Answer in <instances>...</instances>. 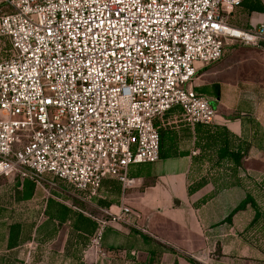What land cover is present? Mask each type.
<instances>
[{"label": "built area", "instance_id": "2783aa9c", "mask_svg": "<svg viewBox=\"0 0 264 264\" xmlns=\"http://www.w3.org/2000/svg\"><path fill=\"white\" fill-rule=\"evenodd\" d=\"M242 2L0 0V178L52 177L91 200L106 178L133 187L130 166L160 159L158 118L180 108L214 123L200 69L229 40L264 50V24L229 22ZM103 214L89 247L100 256L110 223L143 230L129 207Z\"/></svg>", "mask_w": 264, "mask_h": 264}, {"label": "crops", "instance_id": "0c3cea01", "mask_svg": "<svg viewBox=\"0 0 264 264\" xmlns=\"http://www.w3.org/2000/svg\"><path fill=\"white\" fill-rule=\"evenodd\" d=\"M254 7L264 0H244L229 21L259 27L264 11ZM232 53L251 61L250 73L243 65L232 84L219 82L211 65L195 81L214 108L220 99L227 118L192 124L180 108L158 118L160 159L130 166L133 187L106 178L91 200L64 180L1 177L0 264H264V99L246 93L264 89V53ZM239 149L249 180L235 184L225 176L234 167L228 155ZM247 197L252 203L236 212ZM123 207L141 213L143 230L110 223L100 256L89 249L97 220L103 209Z\"/></svg>", "mask_w": 264, "mask_h": 264}, {"label": "rangeland", "instance_id": "374dc122", "mask_svg": "<svg viewBox=\"0 0 264 264\" xmlns=\"http://www.w3.org/2000/svg\"><path fill=\"white\" fill-rule=\"evenodd\" d=\"M255 49L257 48L243 46L239 40H229V44L226 47L223 59L220 62L212 64L214 65L212 68V72L216 74L213 76L212 79L215 81L232 84V82L236 79V75L240 73L241 68H243V65L247 67L245 71H248L250 73L252 67L251 61L244 64V60L235 57L232 52L244 55L243 57L247 58L250 56L249 53L253 52ZM258 50H260L261 53H264V50ZM246 93L250 98L256 94L259 95L261 99H264V89L261 91L259 90L257 92L251 91ZM212 103L215 106L217 113L220 115V117L226 119L227 117L224 115V112L226 110L224 109L222 105L223 103L220 101V99L213 98ZM262 256H264V253H260V259Z\"/></svg>", "mask_w": 264, "mask_h": 264}, {"label": "trees", "instance_id": "16d2710c", "mask_svg": "<svg viewBox=\"0 0 264 264\" xmlns=\"http://www.w3.org/2000/svg\"><path fill=\"white\" fill-rule=\"evenodd\" d=\"M243 2H244V0H243ZM243 2H242V5H243ZM242 5L240 7H242ZM257 9L264 11V8L254 7V9H252L251 12L253 10H257ZM230 24H232V23L230 22ZM232 25H234V24H232ZM234 26H236V25H234ZM236 27H238V26H236ZM228 148H229V146H227V149ZM246 156H247L246 151H243L242 149H239L238 151L233 152L232 154L228 155V158L233 160L234 167H233V171L231 170V172L225 176L226 180H228V181L232 180L233 183H235V184L241 183V182L243 183L245 180H249V176L246 174L245 166H244V160H245ZM225 188L226 187L222 185L221 187L217 188V190L218 191L224 190ZM250 203H252V198L247 197V199L244 202H242L239 205V207L236 209V212L245 209L247 207V205Z\"/></svg>", "mask_w": 264, "mask_h": 264}]
</instances>
